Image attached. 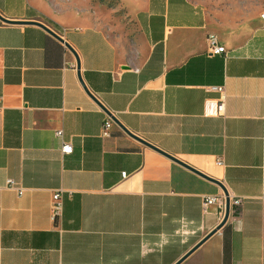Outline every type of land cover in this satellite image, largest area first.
<instances>
[{"label": "crops", "instance_id": "crops-1", "mask_svg": "<svg viewBox=\"0 0 264 264\" xmlns=\"http://www.w3.org/2000/svg\"><path fill=\"white\" fill-rule=\"evenodd\" d=\"M120 2L130 21L112 35L62 0H0V16L62 38L0 20V264H173L219 223L201 197L223 189L241 203L178 264H264V0L233 12ZM209 34L223 53L208 52ZM83 85L198 173L115 123L102 138L108 115ZM210 86L223 87V114L205 106L220 96Z\"/></svg>", "mask_w": 264, "mask_h": 264}, {"label": "built area", "instance_id": "built-area-1", "mask_svg": "<svg viewBox=\"0 0 264 264\" xmlns=\"http://www.w3.org/2000/svg\"><path fill=\"white\" fill-rule=\"evenodd\" d=\"M261 17L264 18V13H261ZM208 41V52L210 54H220L223 53L224 47L219 44L217 37L214 34H209L207 36ZM210 90L217 91L219 93V99H211L207 98L205 99V106L206 108L214 113V114H223L224 111V91L222 86H210ZM113 125V121L109 116H105V118L102 121L101 127H100V136L102 138H106L111 133V126ZM61 130H56L55 135L61 138ZM60 150L62 153H69L71 151V145L61 140V146ZM127 173L125 171L121 172V177H126ZM6 184L9 188L16 190L17 194H20L21 188L11 180L7 179ZM61 190H56L51 195V202H50V213L51 216L57 217L62 208V199H61ZM224 194L222 192L212 195H203L201 197V207L203 211H206L211 206H217L219 208V214L220 218L222 219L224 214ZM242 201L241 197H231L229 198V205H239Z\"/></svg>", "mask_w": 264, "mask_h": 264}, {"label": "rangeland", "instance_id": "rangeland-1", "mask_svg": "<svg viewBox=\"0 0 264 264\" xmlns=\"http://www.w3.org/2000/svg\"><path fill=\"white\" fill-rule=\"evenodd\" d=\"M67 8L80 11L85 10L88 15V23L105 29L112 35H116L124 25L130 21L125 13L120 0H62ZM207 6L221 7L227 12L229 9L236 11L251 6L255 0H194Z\"/></svg>", "mask_w": 264, "mask_h": 264}, {"label": "water", "instance_id": "water-1", "mask_svg": "<svg viewBox=\"0 0 264 264\" xmlns=\"http://www.w3.org/2000/svg\"><path fill=\"white\" fill-rule=\"evenodd\" d=\"M0 20L3 22H7V23H30V24H35L41 28H43L45 31H47L49 34H51L52 36L56 37L59 40H62V38L60 37V35L54 31L53 29H51L49 26H47L46 24H44L41 21L38 20H26V21H14V20H9L6 19L2 16H0ZM66 48L68 50H70L72 53H74V51L72 50V48L66 43L64 42ZM75 54V53H74ZM76 67H79L78 64V60L76 59ZM84 87V85H83ZM85 89V87H84ZM85 91L88 93V91L85 89ZM90 95V97L97 103L99 104L102 109L105 111V113L111 118V120L113 121V123H115L120 129H122L125 133L129 134L130 136H132L133 138L139 140L140 142H142L143 144L156 149L157 151L161 152L162 154H164L165 156L169 157L170 159L182 164L183 166L191 169L190 167H188L187 165H185L184 163L178 161L177 159H175L174 157H171L170 155L164 153L163 151H160L159 149H157L156 147L152 146L151 144L147 143L146 141L136 137L135 135L131 134L127 129H125V127H123L118 121L117 119L111 115V113L109 111H107L90 93H88ZM193 170V169H191ZM194 172H197L195 170H193ZM198 173V172H197ZM220 185V183H217ZM221 186V185H220ZM221 188L223 189V187L221 186ZM223 194H224V214L222 219L219 221V223H217V225L211 230L209 231L204 237H202L197 243H195L188 251H186L177 261H175V263L173 264H178L180 261H182L186 256H188L196 247H198L205 239H207L211 234H213L215 231H217L226 221L227 216H228V211H229V198L228 195L226 193V191L223 189Z\"/></svg>", "mask_w": 264, "mask_h": 264}]
</instances>
